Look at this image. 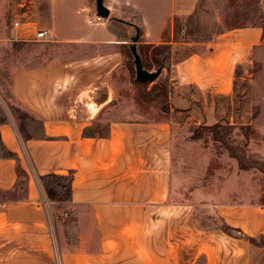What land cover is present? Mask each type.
<instances>
[{
    "label": "crops",
    "instance_id": "1",
    "mask_svg": "<svg viewBox=\"0 0 264 264\" xmlns=\"http://www.w3.org/2000/svg\"><path fill=\"white\" fill-rule=\"evenodd\" d=\"M197 1L171 0L170 16L192 13ZM260 8L264 12V0ZM60 12L49 6L44 24L23 30L48 41L56 54L10 72L13 97L40 125L24 135L11 121L0 122V139L12 154L0 157V190L17 187L18 166L27 175L24 198L0 201V264H56L42 204L47 194L35 177L49 174L72 176L71 199L60 205L74 215L55 225L63 264H254L264 250L251 240L264 238V204L213 203L215 215L240 235L202 225L200 203L184 199L175 177L180 138L173 119L121 115L114 84L123 57L118 38L92 19ZM159 23L163 28L167 19ZM44 29L49 38H37ZM263 38L260 24L227 29L204 50L174 61L177 101L190 86L202 96L231 94L237 67L261 50ZM197 94L188 107L199 104Z\"/></svg>",
    "mask_w": 264,
    "mask_h": 264
},
{
    "label": "rangeland",
    "instance_id": "2",
    "mask_svg": "<svg viewBox=\"0 0 264 264\" xmlns=\"http://www.w3.org/2000/svg\"><path fill=\"white\" fill-rule=\"evenodd\" d=\"M170 3L171 0H105L111 16L103 18L97 15L95 0H0V122L11 121L17 132L24 135H30L40 125L39 118L22 108L13 97L10 72L19 65L31 64L33 57L54 56L56 51L48 41L36 40L33 34L23 30L33 22L44 24L48 7L52 5L62 10L60 14L66 18L92 19L95 26L112 32L121 46L123 57L114 74L119 112L125 116L173 119L180 138L175 154V177L183 183L184 199L200 203L197 208L202 225L221 227V220L214 212L215 202L264 204V44L251 55L248 64L237 67L235 85L229 95L202 96L190 86L184 95L178 94L183 99L177 101L171 70L174 61L191 51L204 50L205 44L213 41L219 32L254 23L264 29V12L260 0H198L192 13L172 18ZM118 18L139 26L137 47L144 67L155 71L163 65L156 79L136 78L134 55L129 46L136 30ZM165 19L167 23L161 28L159 22ZM16 20L24 26L15 27ZM157 32L166 38L159 35L155 38ZM162 41L176 43L156 45ZM193 93L200 97L199 104L188 107ZM6 153L0 142V155ZM38 182L46 191L43 182ZM26 189V172L18 166L17 187L10 192L0 190V201L22 199ZM194 191L214 202H200L193 197ZM46 194L42 204L49 215L56 264H63L55 225L64 217L65 210ZM70 215L74 214L69 212L67 216ZM254 242L264 246L263 237ZM254 264H264V250L255 256Z\"/></svg>",
    "mask_w": 264,
    "mask_h": 264
},
{
    "label": "trees",
    "instance_id": "3",
    "mask_svg": "<svg viewBox=\"0 0 264 264\" xmlns=\"http://www.w3.org/2000/svg\"><path fill=\"white\" fill-rule=\"evenodd\" d=\"M253 25H257L254 23ZM2 147L5 149L3 142L1 141ZM7 152V151H6ZM10 152H7L2 156H11ZM39 180L43 182V185L48 193L49 198L54 202L64 203L71 199V188H72V176H66L61 174H49L43 176H37ZM221 228L226 232L233 235H240L241 231L238 229L231 228L225 223L221 222ZM253 242L255 238L251 239Z\"/></svg>",
    "mask_w": 264,
    "mask_h": 264
},
{
    "label": "water",
    "instance_id": "4",
    "mask_svg": "<svg viewBox=\"0 0 264 264\" xmlns=\"http://www.w3.org/2000/svg\"><path fill=\"white\" fill-rule=\"evenodd\" d=\"M97 15L103 18H109L111 16V9L105 4V0H95ZM119 21L128 23L135 28V33L131 36L130 49L134 55V63L136 67V78L139 81H149L156 79L163 70V65L157 68L155 71H150L144 67L141 54L138 52L137 42L140 37V28L133 22L125 21L118 18Z\"/></svg>",
    "mask_w": 264,
    "mask_h": 264
},
{
    "label": "built area",
    "instance_id": "5",
    "mask_svg": "<svg viewBox=\"0 0 264 264\" xmlns=\"http://www.w3.org/2000/svg\"><path fill=\"white\" fill-rule=\"evenodd\" d=\"M14 25H15V27H19V26H22L23 23H22V21L16 20V21L14 22ZM49 36H50V31L47 30V29L39 30V31L36 33V37L39 38V39H48ZM64 215H65V216L69 215V212H65Z\"/></svg>",
    "mask_w": 264,
    "mask_h": 264
}]
</instances>
